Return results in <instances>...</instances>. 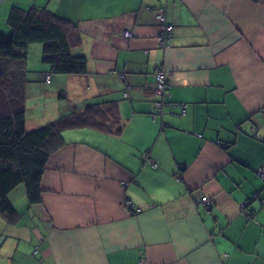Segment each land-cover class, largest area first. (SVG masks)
Listing matches in <instances>:
<instances>
[{
  "label": "crops",
  "instance_id": "0c3cea01",
  "mask_svg": "<svg viewBox=\"0 0 264 264\" xmlns=\"http://www.w3.org/2000/svg\"><path fill=\"white\" fill-rule=\"evenodd\" d=\"M12 6L68 20L80 38L71 51L87 59L83 75L29 72L26 96L56 108L28 118L39 105L26 99L16 131L103 101L122 129L81 122L48 142L40 201L18 185L15 214L0 211V264H264V0H0L4 32ZM161 6L167 49L149 9ZM159 67L183 114L153 115Z\"/></svg>",
  "mask_w": 264,
  "mask_h": 264
},
{
  "label": "trees",
  "instance_id": "16d2710c",
  "mask_svg": "<svg viewBox=\"0 0 264 264\" xmlns=\"http://www.w3.org/2000/svg\"><path fill=\"white\" fill-rule=\"evenodd\" d=\"M7 24L9 32L0 30V211L11 217L15 208L8 194L18 185L24 186L29 203L40 201V181L52 150L48 145L51 139L60 146L63 130L81 122L115 134L121 132L122 124L116 103L103 101L87 104L81 116L69 114L28 131H16L17 118L26 111L28 47L42 45L41 61L54 75H83L87 59L71 51L80 39L75 27L44 8L12 6ZM59 98L65 99L62 92Z\"/></svg>",
  "mask_w": 264,
  "mask_h": 264
},
{
  "label": "built area",
  "instance_id": "2783aa9c",
  "mask_svg": "<svg viewBox=\"0 0 264 264\" xmlns=\"http://www.w3.org/2000/svg\"><path fill=\"white\" fill-rule=\"evenodd\" d=\"M150 10H153L156 14V17L158 19V22L160 26L162 27V30L159 34L158 37V44L159 47L162 49H167L170 47V42H171V37H172V25L167 21L166 18V8L164 6L154 8V7H149ZM125 36L129 37L130 33L125 32ZM111 73H115L112 71ZM154 86H153V92L155 96L157 97L156 100L152 102V113L153 115H163L164 110L167 106L173 108H178L179 109V114H183L185 112V104H174L169 102V84L167 81L166 77V71L163 67H159L155 70L154 72ZM45 82L49 83V75H46ZM258 175L264 179V167H261L257 170ZM256 199H259L260 202L264 205V199H260L258 195H255ZM201 204L203 206L208 207L211 204L210 199L207 197H202L200 199ZM124 206L127 208L128 211H132L133 205L129 200L124 201ZM136 212H140L139 208H135ZM142 263V259L139 261Z\"/></svg>",
  "mask_w": 264,
  "mask_h": 264
},
{
  "label": "rangeland",
  "instance_id": "374dc122",
  "mask_svg": "<svg viewBox=\"0 0 264 264\" xmlns=\"http://www.w3.org/2000/svg\"><path fill=\"white\" fill-rule=\"evenodd\" d=\"M31 47V48H30ZM30 47H28L26 53H25V57H26V68L28 70V75L29 72L35 70V71H39V67L41 66H47L49 67L47 64H44L42 61H41V55H42V45L41 44H33L31 45ZM40 47V48H39ZM35 48L37 49H40L38 52L35 51ZM28 65V67H27ZM49 69V68H48ZM48 72H50V70H48ZM54 75V74H52ZM30 77V76H29ZM42 93H37V94H32L30 96H28L26 99L28 100V104L30 105L32 103H34L36 106L39 105L38 108H36L34 111L32 112H29V107L27 106V117L28 118H33L35 120H43L44 121V116L45 115H52L54 114V101H47V106L43 107V97L42 96H39L41 95ZM58 100V99H57ZM50 102V103H49ZM29 112V113H28ZM41 114V116L39 117V115ZM26 117V118H27ZM44 117V118H43ZM45 122V121H44Z\"/></svg>",
  "mask_w": 264,
  "mask_h": 264
}]
</instances>
